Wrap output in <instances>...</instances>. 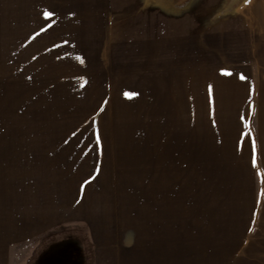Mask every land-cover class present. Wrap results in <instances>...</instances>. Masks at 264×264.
<instances>
[{"label":"rangeland","instance_id":"374dc122","mask_svg":"<svg viewBox=\"0 0 264 264\" xmlns=\"http://www.w3.org/2000/svg\"><path fill=\"white\" fill-rule=\"evenodd\" d=\"M0 146L9 264H264V0H0Z\"/></svg>","mask_w":264,"mask_h":264},{"label":"crops","instance_id":"0c3cea01","mask_svg":"<svg viewBox=\"0 0 264 264\" xmlns=\"http://www.w3.org/2000/svg\"><path fill=\"white\" fill-rule=\"evenodd\" d=\"M193 31V30H191ZM249 37V36H247ZM246 38V37H245ZM258 40L261 42V39H263V36L258 37H250V40L253 39ZM244 39V38H243ZM247 41V39H245ZM171 42V51L175 54V49L177 51H180V47L177 43ZM169 41H160V44H164L163 49L164 51H169V45H167ZM156 43H152L151 45H154ZM149 46H145L149 47ZM159 48L162 49V45H159ZM156 49L155 46H151V50ZM170 51V52H171ZM143 53V52H141ZM157 53H155L156 55ZM166 64V63H165ZM164 64V65H165ZM5 153V154H4ZM2 154V147L0 146V264H9V244H12L15 240L23 239L24 237L26 239H29L34 236H40L41 231V225L47 226L48 224L54 225L56 224V199H52V197H55L54 193L51 194H43L39 195L38 198L34 194H32V201L30 203H37L40 205V203H44V207L47 209L53 208V216L45 211H37L31 209L28 211L27 205L23 208L24 212L21 213V215H18L17 211H13V214L9 215V204H8V188H7V155L6 152ZM49 196L50 198H47ZM29 199V197H28ZM46 199L48 201H46ZM65 203V202H64ZM64 204L61 206L63 207ZM65 206V205H64ZM66 207V206H65ZM21 217V218H20ZM19 226H23L22 233L18 234V231H21L19 229ZM45 228V227H44ZM43 228V229H44Z\"/></svg>","mask_w":264,"mask_h":264},{"label":"snow or ice","instance_id":"6c2138e0","mask_svg":"<svg viewBox=\"0 0 264 264\" xmlns=\"http://www.w3.org/2000/svg\"><path fill=\"white\" fill-rule=\"evenodd\" d=\"M246 2H248V0H246ZM44 15H45V17H50V16L53 15V13H51V12H45ZM222 71H224V70H222ZM125 95H126V96H131V95H135V93H127V92H126ZM254 162H255V161H254Z\"/></svg>","mask_w":264,"mask_h":264}]
</instances>
